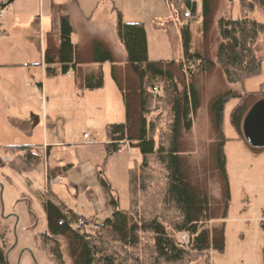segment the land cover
<instances>
[{"label":"trees","instance_id":"1","mask_svg":"<svg viewBox=\"0 0 264 264\" xmlns=\"http://www.w3.org/2000/svg\"><path fill=\"white\" fill-rule=\"evenodd\" d=\"M226 1L229 11L218 16L220 0H201V40L196 46L190 23L184 24L183 16L187 11L196 16L194 1L167 0L181 23L182 56L177 60H150L144 26L124 23L118 12L115 34L125 60L120 61L102 37L87 35L83 42L73 43L67 9L51 7V28L43 52L45 77L72 73L75 90L83 96L103 88L101 67L109 64L125 118L123 123L106 126L107 154L127 145L138 151L140 162L128 173L127 211L119 210L113 190L100 173L105 208L112 213L92 234L75 229L84 217L50 191V181L57 173L46 168L49 190L36 195L46 228L34 242L49 264H211V253H224L230 187L223 120L231 100H237L230 115L237 140L254 155L264 152V147H250L242 133L245 116L264 100V84L256 92L233 88L262 73L264 24L251 15L256 8L264 12V0ZM234 4L239 8L237 18L230 13ZM159 84L160 96L152 92ZM203 113L206 137L195 142L194 128ZM0 150V169L13 173L28 175L44 161L33 146ZM70 168L64 167L63 174ZM261 227L264 231V222ZM179 235H185L186 242ZM262 259L264 264V250ZM0 264H9L2 241Z\"/></svg>","mask_w":264,"mask_h":264},{"label":"rangeland","instance_id":"2","mask_svg":"<svg viewBox=\"0 0 264 264\" xmlns=\"http://www.w3.org/2000/svg\"><path fill=\"white\" fill-rule=\"evenodd\" d=\"M135 1L139 3L137 13L133 0L118 1L117 5L124 21L144 23L149 59L180 58L181 23L176 22L172 10L166 9L162 0H143L147 4ZM193 1L196 16L187 21L193 43L199 46L201 0ZM8 2L0 0V5L6 4L0 9V148L33 145L41 149L44 161L28 175L0 169V241L9 264H49L34 242L46 228L45 215L36 196L38 191L48 189L46 168L49 166L57 173L48 185L60 200L84 219L101 224L112 211L101 203L104 194L100 173L113 190L119 210L127 211L130 206L128 173L140 162V155L127 145L121 146L117 153L107 154L106 126L124 121L121 99L110 72L103 76L102 89L85 92L83 96H78L72 77L48 79L44 76L41 33L37 32L43 31L41 19L48 18L49 23L51 0ZM229 8L226 0H220L218 16L226 14ZM231 10L237 18V4ZM251 18L264 24V12L259 8ZM155 20H161L157 26ZM262 70L259 77L245 81L243 86L235 85L234 90L258 91L264 81V67ZM212 81L213 78L210 85ZM236 105L237 100L226 105L223 120L230 187V207L224 221L225 248L223 254L211 253L209 259L211 264H263L264 152L254 155L244 142L237 140L238 133L230 122ZM203 116L204 113L194 128L195 142L206 137ZM46 143L52 147L48 157L43 148ZM69 165L72 166L64 175L63 168ZM177 238L187 240L185 235Z\"/></svg>","mask_w":264,"mask_h":264},{"label":"crops","instance_id":"3","mask_svg":"<svg viewBox=\"0 0 264 264\" xmlns=\"http://www.w3.org/2000/svg\"><path fill=\"white\" fill-rule=\"evenodd\" d=\"M12 1H10V3ZM118 1L124 2V0H51V4L49 5V11H48L49 15H50L49 23L47 21L48 18L46 20H45V17L43 19H41L40 24H41V27L43 28V31L40 32V30L38 29V32H37L38 35H39V33H41L40 34L41 35L40 38L42 41L41 42V48H42V50H41V55H42L41 69L43 71V74H44V70H45V67L43 65V52L45 49V36L51 28V13H50V11H51V7L53 5L64 6L67 9V12H68V15H69L72 27H73V36H72L73 43L83 42L85 40V38L87 37V35H95L98 37H102L110 43L112 50H113L114 54L116 55V57L120 61L125 60V58H126L125 51H124L122 45L120 44V42L118 41L116 34H115L116 13L118 12L121 14L122 21L126 24L140 23L144 26V23H142L141 21H124L123 12H122V10H120L118 8V5H117ZM125 1L129 3V0H125ZM139 2H141L143 4L144 3L147 4V2L146 1L143 2V0L139 1ZM162 2L164 3L166 9L171 10L170 6L168 5L167 0H162ZM138 4H139L138 2L133 0V7H134V11H136V13L138 11L136 8L139 7ZM234 5H236V4H234ZM4 6H6V4H4ZM233 6L231 7V9L233 8ZM231 9H230V13L232 11ZM175 20H176V22H178L176 18H175ZM160 21L155 20L156 26ZM37 22L39 24V18H38ZM144 28H145V26H144ZM2 33L5 34V32L3 30H2ZM146 38H147V33H146ZM147 52H148V58H149L148 38H147ZM178 59H180V58H178ZM3 66H5V65H3ZM263 67H264V61L262 64V69H263ZM92 68H96V66H92ZM101 70H102L103 76L105 77L106 72L111 73V66L109 64H104V65H102ZM262 72H263V70H262ZM67 76H70L73 78L72 73L67 74ZM110 77H111V74H110ZM73 83H74V80H73ZM261 84H264V81ZM38 85H40L39 86L40 88L42 87L41 83H39ZM117 92H118V90H117ZM119 99H121L120 93H119ZM120 101L122 103V100H120ZM122 107H123V104H122ZM123 112H124V109H123ZM123 122H119V123H123ZM112 124H117V123H112ZM29 146H33V145H29ZM33 147L37 148L36 146H33ZM43 148H44L45 153H47V157H48V154L52 150V147L46 143ZM38 150H41V149H38ZM70 166H72V165H70ZM50 191H52V190L50 189ZM55 195L58 197L57 194H55ZM102 196H103V194H102ZM58 199L60 200L59 197H58ZM105 202L106 201H105V198L103 196V201L101 202L103 206L105 205Z\"/></svg>","mask_w":264,"mask_h":264},{"label":"water","instance_id":"4","mask_svg":"<svg viewBox=\"0 0 264 264\" xmlns=\"http://www.w3.org/2000/svg\"><path fill=\"white\" fill-rule=\"evenodd\" d=\"M4 7L0 5V9ZM242 133L250 147H264V100L256 103L247 113L242 123ZM6 260L8 261V254Z\"/></svg>","mask_w":264,"mask_h":264},{"label":"built area","instance_id":"5","mask_svg":"<svg viewBox=\"0 0 264 264\" xmlns=\"http://www.w3.org/2000/svg\"><path fill=\"white\" fill-rule=\"evenodd\" d=\"M183 16L186 21L191 18L189 11H187ZM161 87L162 84H159L157 87H154L152 89L153 94L160 96ZM84 138H86V136ZM75 229L82 230L86 234H92L95 232V230H97V224L93 223V221L91 220L79 219L78 222L75 224Z\"/></svg>","mask_w":264,"mask_h":264}]
</instances>
